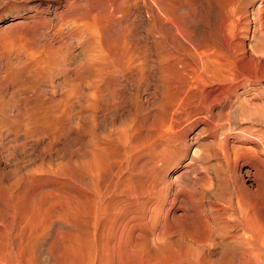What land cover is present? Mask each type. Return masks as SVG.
Wrapping results in <instances>:
<instances>
[{
  "label": "rangeland",
  "instance_id": "374dc122",
  "mask_svg": "<svg viewBox=\"0 0 264 264\" xmlns=\"http://www.w3.org/2000/svg\"><path fill=\"white\" fill-rule=\"evenodd\" d=\"M260 1L0 0V264H264Z\"/></svg>",
  "mask_w": 264,
  "mask_h": 264
},
{
  "label": "bare ground",
  "instance_id": "6f19581e",
  "mask_svg": "<svg viewBox=\"0 0 264 264\" xmlns=\"http://www.w3.org/2000/svg\"><path fill=\"white\" fill-rule=\"evenodd\" d=\"M142 1H144L145 2V4H147V6L149 7V15L153 18H156L157 20L159 19V20H161L160 22L161 23H163V27H164V29L166 30V32H167V34L169 35V36H171L172 37V39L177 43V38H176V36L174 35V31H173V29H176L177 31H179V32H183V31H185V29H184V27H183V18H182V16H181V14L179 13V9H181V7H183L184 6V4L185 3H187L189 0H142ZM194 1V0H193ZM198 1V0H197ZM207 3L206 4H211V3H217L218 4V7L222 10V11H226L230 6H231V4H234L235 2H236V0H205ZM244 2H245V0H243ZM234 2V3H233ZM243 2V3H244ZM204 3V2H203ZM263 3V1L261 0L260 1V3L258 4L259 6H258V12L259 11H261V5H263L262 4ZM206 4H202V7H204L203 5H206ZM211 6V5H210ZM217 6V5H216ZM239 6V5H238ZM243 6H244V4H243ZM211 9V8H210ZM236 9H238V8H236ZM235 9V10H236ZM206 10V9H205ZM208 11V10H207ZM212 11V10H211ZM232 11V10H231ZM255 11H256V9H255ZM244 12V11H243ZM210 13V12H209ZM214 13V12H213ZM233 13H234V10H233ZM245 13V12H244ZM243 13V14H244ZM262 13V12H261ZM190 14H192V13H190ZM260 14V13H259ZM205 15H206V12H205ZM228 15H230V14H228ZM185 16V15H184ZM200 16V15H199ZM258 16V15H257ZM201 17V16H200ZM203 18V17H202ZM209 18V17H208ZM253 18V17H252ZM185 19H186V17H185ZM158 20V21H159ZM201 20V19H200ZM208 20V19H207ZM258 20H260V19H258ZM153 21V20H152ZM151 21V22H152ZM209 21V20H208ZM215 21V20H214ZM192 22V21H191ZM204 22V21H203ZM255 22V21H254ZM259 22V21H258ZM153 24H154V22H153ZM153 24L151 23V25L153 26ZM158 24V23H157ZM208 24H209V22H208ZM218 25V24H217ZM261 26V25H260ZM224 27V26H223ZM190 28V27H189ZM217 28V30H218V27H216ZM225 28V27H224ZM224 28H223V30H224ZM226 29V28H225ZM152 30V29H151ZM220 30V29H219ZM177 31H175V32H177ZM210 31V30H209ZM186 32V31H185ZM153 32H151V34H152ZM209 33V32H208ZM215 36V35H214ZM219 36V35H218ZM178 37V36H177ZM192 37V36H191ZM200 37V36H199ZM183 39V38H182ZM201 40V39H200ZM262 40V39H261ZM168 42V41H167ZM186 42V41H185ZM215 42V41H214ZM216 43V42H215ZM154 44V43H153ZM157 44H158V42H157ZM206 44V43H205ZM214 44V43H213ZM193 45V44H192ZM206 45H208V44H206ZM212 45V44H211ZM216 45H218V44H216ZM214 46V49H215V47H216V49L218 48L217 46ZM154 46H155V44H154ZM158 46V45H157ZM160 46V45H159ZM164 46V45H163ZM162 46V47H163ZM173 46V45H172ZM184 46V45H183ZM161 47V48H162ZM180 47V46H179ZM208 47V46H207ZM212 47V46H211ZM174 48H175V46H174ZM173 48V49H174ZM202 48V47H201ZM156 49H157V47H156ZM165 49V48H164ZM163 49V50H164ZM160 50V49H159ZM158 50V51H159ZM167 50V49H166ZM172 50V49H171ZM170 50V51H171ZM175 50V49H174ZM177 50V49H176ZM218 50V49H217ZM201 51V50H200ZM211 51H212V48H211ZM156 52V51H155ZM161 52V51H160ZM167 52V51H166ZM166 52L164 53V54H166ZM169 52V51H168ZM167 52V53H168ZM178 52V51H177ZM184 53H185V51H183ZM157 53V52H156ZM174 53V52H173ZM193 53V52H192ZM201 53V52H200ZM209 53H210V51H209ZM209 53H204L205 54V56L204 57H202L201 58V56L199 57V51H198V57L200 58V59H197V60H200V64H201V71L202 72H210V73H212L215 77H222V78H226L228 75H229V67L226 65V64H222V63H220V62H218L211 54H209ZM217 53V52H216ZM158 54V53H157ZM163 53H161V55H162ZM171 54V53H170ZM217 54H219V53H217ZM216 54V55H217ZM224 54V53H223ZM160 55V56H161ZM213 55H215V50H214V53H213ZM219 55H221V53L219 54ZM219 55H217V56H219ZM157 56H159V55H157ZM163 57H164V55H163ZM196 57H197V55H196ZM196 57H195V61H197L196 60ZM171 58V57H170ZM224 58H228V57H224ZM156 59V58H155ZM160 59V58H159ZM167 59V58H166ZM164 60V61H168V60ZM169 59V58H168ZM188 59V58H187ZM183 58L181 57V56H178V57H174L173 58V62H167V66H169V64L168 63H170L171 65H173V64H175V65H177V63H178V65L179 64H182L183 63ZM160 61V60H159ZM158 62V61H157ZM193 62V61H192ZM161 62H159V64H160ZM163 63H165V62H163ZM163 63H161V64H163ZM195 63V62H194ZM193 63V64H194ZM198 63V64H199ZM191 65V64H190ZM158 66V65H157ZM161 66H163V65H161ZM160 66V67H161ZM174 66V65H173ZM173 66H171L172 68H174ZM170 67V66H169ZM181 67L183 68V71H184V67H187V64L185 63V65H181ZM197 67V66H196ZM167 68V67H166ZM182 68H180L179 67V69H182ZM188 69H189V65H188V67H187ZM161 69V68H160ZM163 70V69H162ZM164 70L165 71H168L169 72V70L170 69H165V67H164ZM178 70V69H177ZM177 70H176V68H175V71L177 72ZM193 70H194V68H193ZM173 71H174V69H173ZM180 72H181V70H179ZM195 71H197L196 70V68H195ZM200 71V72H201ZM176 72H175V74H176ZM199 72V73H200ZM185 74V71L183 72V75ZM187 74V73H186ZM203 74V73H202ZM201 74V75H202ZM205 74V73H204ZM180 76V74H177V76ZM205 77H207V79H208V74L206 75V76H204V84L206 83V82H211V80L213 81V79H208V80H205L206 78ZM228 78V77H227ZM225 79V81H227L228 79ZM235 79V78H234ZM223 80V79H222ZM224 81V80H223ZM232 81H233V79H232ZM231 81V82H232ZM182 82V81H181ZM220 82V81H219ZM228 82H229V80H228ZM206 85V84H205ZM178 86V85H177ZM176 86V87H177ZM193 87V85L191 84V83H182V84H180V86H179V90L180 91H188L189 89H191ZM178 88V87H177ZM176 88V89H177ZM211 89V88H210ZM180 91H178V93L180 92ZM181 92V93H182ZM180 94V93H179ZM208 94V93H207ZM229 94V93H228ZM193 96V95H192ZM224 97H225V95H224ZM223 99V98H222ZM224 100V99H223ZM180 105V104H179ZM181 107V106H180ZM264 148V147H263ZM154 211V210H153ZM155 215V214H154ZM253 254V253H252ZM256 255V254H255ZM252 256V255H251ZM254 256V255H253ZM253 256H252V258H253ZM258 257V256H257ZM259 259V258H258ZM261 262V261H260ZM259 262V263H260ZM258 263V262H257ZM254 264H255V262H254Z\"/></svg>",
  "mask_w": 264,
  "mask_h": 264
}]
</instances>
